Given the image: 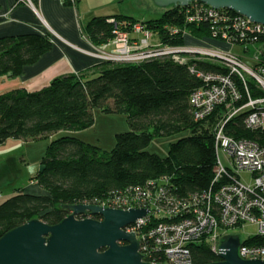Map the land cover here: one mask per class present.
I'll return each mask as SVG.
<instances>
[{"label": "trees", "instance_id": "obj_1", "mask_svg": "<svg viewBox=\"0 0 264 264\" xmlns=\"http://www.w3.org/2000/svg\"><path fill=\"white\" fill-rule=\"evenodd\" d=\"M30 1L37 7L39 0ZM187 9L198 14L201 8L175 5L144 23L155 38L168 44H183L185 39L181 34L169 36L166 25L188 27L197 38L211 37L210 21L188 23ZM229 13L236 15L231 10ZM115 17L135 21L128 15L96 16L87 23L84 33L92 43L106 44L113 37ZM261 40H264L262 35ZM52 46L48 33L0 37V76L20 75ZM193 66L205 73H228L226 67L208 61L180 63L164 58L104 64L92 76L67 74L39 90L19 88L1 93L0 143L59 134L48 145L35 175L46 193L31 194L22 189L1 202L0 238L34 218L39 217L50 225L61 222L70 213L64 205L112 203L116 196L143 192L152 180L163 177L169 178L172 195L184 202L189 203L195 195L203 196L214 184L217 166L214 128L227 108L219 106L206 119H196L192 95L207 83L191 72ZM236 85L241 100L235 104L239 105L248 96L240 83ZM249 87L253 96L259 94L252 82ZM97 110L128 119L129 130L117 134L110 151L74 135L94 125ZM243 116L231 121L228 134L260 140L261 136L245 128ZM177 134L166 156L149 149L154 137ZM92 218L99 217L92 215ZM254 242L264 243V238L256 236L247 240ZM191 252L193 264L221 260L205 242L193 243ZM163 258L160 252H154L147 260L163 263Z\"/></svg>", "mask_w": 264, "mask_h": 264}, {"label": "built area", "instance_id": "obj_2", "mask_svg": "<svg viewBox=\"0 0 264 264\" xmlns=\"http://www.w3.org/2000/svg\"><path fill=\"white\" fill-rule=\"evenodd\" d=\"M191 5L201 9L198 14L187 9L185 20L192 24L200 23L202 19L209 20L215 39L219 37L230 42L226 44L231 46L255 45L257 42L256 48L260 52L259 56L252 58L254 64L246 63L241 55L231 49L187 43L168 44L155 38L152 30L143 22L135 23L131 32L118 30L117 22L112 39L97 46L95 52H90L101 60L113 63H139L166 58L180 63L208 61L227 68V74L205 73L195 66L191 68L192 73L207 83L192 95L196 119H206L219 106L226 105L227 108L214 128L217 166L210 189L200 198L193 196V200L187 203L172 195L169 178L163 177L152 180L150 187L143 192L137 191L135 195L126 193L116 196L112 203L96 204L124 210L151 209L147 216L138 219L126 230L137 234L141 243L140 252L146 261L149 255L160 252L166 264H193L191 246L195 242L207 243L219 255L220 245L228 230L247 222L255 223L258 227L256 236L264 238V42L261 41L264 24L237 13L232 16L229 9L214 8L202 2ZM165 28L169 36H180L181 33L186 38V28L184 31H180L176 25H166ZM251 82L259 92L257 96L251 93ZM239 83L248 97L244 103L236 105L241 100L236 85ZM244 114L245 128L261 136L260 140L228 134L227 127L231 121ZM220 150L228 155L233 168L222 164ZM242 171L251 174L250 182L240 176ZM256 236L241 240L238 248L240 257L264 260V243H247L248 239Z\"/></svg>", "mask_w": 264, "mask_h": 264}, {"label": "water", "instance_id": "obj_3", "mask_svg": "<svg viewBox=\"0 0 264 264\" xmlns=\"http://www.w3.org/2000/svg\"><path fill=\"white\" fill-rule=\"evenodd\" d=\"M164 9L202 2L224 8L251 21L264 24V0H153ZM70 212L61 222L50 225L34 218L0 238V264H166L144 259L135 232L126 228L151 211L128 210L94 204L64 205ZM91 214L99 218L80 217ZM238 234L223 237L220 261L208 264H264L263 259L239 256Z\"/></svg>", "mask_w": 264, "mask_h": 264}, {"label": "crops", "instance_id": "obj_4", "mask_svg": "<svg viewBox=\"0 0 264 264\" xmlns=\"http://www.w3.org/2000/svg\"><path fill=\"white\" fill-rule=\"evenodd\" d=\"M121 1L86 0V4H84V0H75L66 4L64 0H39L36 7L30 0H0V37L39 32L48 33L53 42L52 48L46 51L37 62L27 65L20 75L5 74L0 76V94L19 88L28 91L39 90L49 85L55 78L67 74L92 76L98 73L103 61L90 53L95 52L98 45L92 43L82 28L84 29L87 23L96 16L125 14L118 9ZM95 11L97 12L95 13ZM195 39H188L185 42L193 43L190 45L206 44L227 49L219 40L218 42L215 39L197 37ZM207 41H211V43H202ZM104 115V113H100L98 119L114 116V114ZM98 119L95 113L94 125ZM85 131L75 132L74 135L78 137ZM58 134L54 135L53 139ZM21 141L29 142L28 146H30L34 140ZM97 143H101L98 138L94 140V144L97 145ZM48 145L43 146L38 158L39 165ZM21 160L26 161V158L22 157ZM38 168L40 169V166ZM39 169L34 170L24 187L18 190L23 189L31 194H45L46 192L39 186L36 179L33 180Z\"/></svg>", "mask_w": 264, "mask_h": 264}, {"label": "rangeland", "instance_id": "obj_5", "mask_svg": "<svg viewBox=\"0 0 264 264\" xmlns=\"http://www.w3.org/2000/svg\"><path fill=\"white\" fill-rule=\"evenodd\" d=\"M75 0H71V3ZM86 4V0L83 2ZM121 5H118V9L125 12L126 15L132 16L134 20H131L127 17L123 18H114L118 22V30L122 31H130L132 30L134 24L139 22H146L151 19H154L163 14L164 8L157 6L153 0H122ZM83 6V4H82ZM97 11H95L96 13ZM125 14H117V15H125ZM103 16V15H102ZM145 24V23H144ZM155 28V27H154ZM156 29V28H155ZM186 29V38L196 40L194 34H192L191 30L187 27ZM180 31H184V28L179 29ZM84 32V29L82 28ZM120 32V31H119ZM181 34V33H180ZM213 34V33H212ZM264 38V34L262 35ZM214 39L213 35L211 37H206V39ZM219 38V37H218ZM216 38V41H221L223 46L227 49H231L233 52L238 53L243 57L246 63H250V65L254 64L252 58L257 55L259 56V50L256 48L257 42L254 44H244V45H234L231 46L229 44L225 45L226 42ZM203 39V38H202ZM218 41V42H219ZM262 41V40H261ZM185 42V43H186ZM264 42V40H263ZM202 43H211L210 42H202ZM193 44V43H187ZM221 44V43H219ZM201 44L197 45L200 46ZM206 44H203L205 46ZM208 46V45H206ZM114 47H117L114 46ZM216 47V46H215ZM98 48V47H96ZM113 48V46L111 47ZM97 57V56H96ZM264 57V55H263ZM98 58V57H97ZM101 60V59H100ZM144 60V61H149ZM102 65L104 64H112L110 61L101 60ZM253 61V63H252ZM256 62V67H257ZM97 119L98 115H100V110L96 112ZM109 114H105L104 116H108ZM111 118H100L96 121V124L92 127L85 129V132H82L81 135H77L78 138L93 143L96 138H98L101 143H97L104 150L110 151L114 145L116 144V137L118 133L125 132L129 130L128 119L126 116L121 114H114V116H110ZM122 120H119V119ZM53 136H48L46 138L30 140L32 141L29 145L27 141H21L20 139H10L8 142L0 143V203L13 195V192H16L18 189L24 187L27 183L29 177L31 176L34 170H38L39 168V155L43 149L44 145H48ZM178 138L177 135H172L170 137H154L152 143L149 146V149L153 152H156L162 156H166L169 152V146L172 142H174ZM27 142V143H25ZM31 150H30V149ZM219 156L222 164L226 167L233 168L230 163V159L228 155L223 151H219ZM26 158V161H22L21 158ZM42 158V157H41ZM29 162V164H27ZM240 176L250 182L251 174L246 171H242L239 173ZM35 180V177L33 178ZM258 227L255 223L247 222L241 227L230 228L228 230V234H238L242 241L247 239L250 236H254L257 234ZM227 234V235H228ZM255 243V242H254ZM222 244V243H221Z\"/></svg>", "mask_w": 264, "mask_h": 264}]
</instances>
